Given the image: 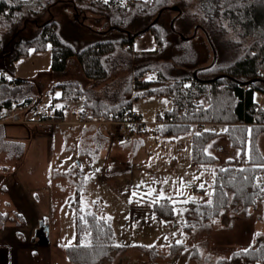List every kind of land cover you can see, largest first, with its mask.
Listing matches in <instances>:
<instances>
[{
  "label": "rangeland",
  "instance_id": "obj_1",
  "mask_svg": "<svg viewBox=\"0 0 264 264\" xmlns=\"http://www.w3.org/2000/svg\"><path fill=\"white\" fill-rule=\"evenodd\" d=\"M170 3V6L178 5L186 15L195 12L192 0H171ZM72 6L67 0L58 1L51 6L50 11L39 16L37 22L29 20L24 24L12 39L36 33L39 25L49 17L57 21L59 38L65 44L77 48L92 41L119 36V29L110 27L102 14L86 11L77 16ZM176 12L171 7L163 12V24L173 25L174 30H170L166 42L160 44L161 49L156 50L155 45L158 43L150 31L135 35L132 49L154 51L143 59L156 63L170 61L174 67L187 71L212 63L215 47L200 26L198 16H195L194 25L188 28L189 31H183L179 29L180 21H173ZM220 24L224 26L220 40L229 43L232 34L224 23ZM193 26H197L195 31ZM138 28L135 26L130 30L134 33ZM54 48L58 47L48 42L42 52L30 49L26 57L15 62L13 74L5 71L9 78H23L33 86L31 104L24 108L14 104L6 112L8 114L10 109L13 111L9 114V121L24 120L32 138L28 146L31 149L26 155H19L21 143L0 141V147H12L13 151L4 153L3 160L10 165L1 171L0 183L10 176L8 173L13 172L12 178L4 184L12 188L9 189L8 197L11 199L13 196L14 201L18 200L14 198L17 197L20 202L16 204L26 203L25 206L29 207V211L24 210L23 218L1 214L0 226H5L0 228V244L6 247L0 245V264H72L64 253L65 246L73 242L75 232V210L69 209L67 203L74 184L67 172L76 165L85 167L83 186L79 193L80 209L83 212H96L108 220L116 244L121 245L113 254L111 264H213L217 258H228L236 250L264 244L261 202L255 208H249L248 214H229L227 226L222 227L215 220L203 229L192 228L189 233L183 230L187 203L209 201L211 178L215 170L223 168L228 160L239 165L238 149L233 148L222 134L225 124L195 122L189 123V133L174 136L156 134L152 129L157 126L158 114L172 107V100L166 95H146L133 101L132 109L141 115L145 130L134 131L128 137L117 131L114 120L92 118L89 109L81 115L82 99L66 101L70 109L67 107L64 111V106L58 103L60 94L55 85L77 82L88 89L91 98L113 102L122 96L128 70L119 69L109 78L94 82L83 74L77 58L69 55L65 60V72L58 74L51 69ZM186 51L195 52V64L190 61L180 64L177 61V55ZM3 64L0 58V75ZM156 76L157 71L153 70L148 71L143 78L155 79ZM254 98L264 107L260 92H255ZM39 109L43 112L35 118L33 114L40 113ZM40 120L42 123H37ZM201 129L218 133L206 145V151L217 159L214 164L196 165L191 162V135ZM259 135L258 143L264 155V130ZM81 150H85L84 153ZM12 162L17 166L12 167ZM13 180L16 187L11 184ZM193 186L202 188L203 192H197ZM35 191L37 194L31 196ZM3 195L0 191V197ZM162 200L170 201L173 220L160 221L152 211L153 204ZM191 219L195 217L192 215ZM41 220L48 226L46 239L45 235H37L41 231ZM9 225L17 226L20 232L25 233L22 238L34 237V245L29 249L9 248L18 245L14 243V233H10L14 229ZM172 242L182 243L183 249L171 252L168 244ZM152 245L156 246L154 254L149 249ZM194 250L198 256L193 254ZM246 260L242 259L240 264Z\"/></svg>",
  "mask_w": 264,
  "mask_h": 264
},
{
  "label": "trees",
  "instance_id": "obj_2",
  "mask_svg": "<svg viewBox=\"0 0 264 264\" xmlns=\"http://www.w3.org/2000/svg\"><path fill=\"white\" fill-rule=\"evenodd\" d=\"M58 1L65 0H0V58L4 63L0 75V110L14 104L31 103L33 86L23 78H9L5 71L13 74L19 58L26 57L30 49L44 51L48 42L58 47L53 50L51 62L55 73L65 72V60L69 55L77 58L83 74L94 82L109 78L119 69H127L122 96L113 102L91 98L88 89L72 81L55 85L60 89L59 100L82 99L81 115L89 109L92 118L117 121L132 110L133 101L139 97L166 95L171 98L172 107L157 116L158 123L152 131L159 135L189 133V123L225 124L222 134L238 149L239 165L228 160L223 168L215 170L209 201L187 203L183 230L189 233L192 228L203 229L216 221L222 227L227 226L229 214H248L249 208H255L258 202L262 203L260 218L264 221V156L258 147V135L264 130V107L254 98L255 92L264 94V0H192L195 11L192 15H186L174 5L180 10L176 9L173 18V21H180L179 29L189 31L198 16L200 26L218 54L212 64L196 67L195 74L193 70L174 67L170 61L156 63L143 59L154 51H135L131 47L134 36L145 31H150L158 44L166 42L168 33L174 30L173 25L163 24V12L170 8L171 0H67L72 3L75 15L97 12L106 17L110 27L119 29L116 38L92 41L81 48L67 45L59 38L57 21L53 17L39 25L36 33L12 39L24 24L29 20L37 22L38 17L50 11ZM157 15V20L150 24ZM220 23L232 34L229 43L220 40L224 33ZM135 26L139 28L133 33L130 29ZM177 61L195 64L196 54L186 51L177 55ZM153 70L157 71L155 79L143 78ZM144 130L140 128L136 132ZM217 135L206 129L192 133L193 164L216 162V157L206 152L205 147ZM84 170L85 167L76 165L67 172L74 184L67 203L69 209L75 210V232L73 242L65 246L64 253L72 264H111L113 254L121 248L115 242L111 224L98 213L83 212L79 207ZM193 188L203 192L202 188ZM152 211L160 221L174 218L168 200L155 202ZM192 215L195 219H191ZM183 246L180 242H172L168 249L175 252ZM18 247L21 248L18 245L10 248ZM149 249L153 254L156 252L155 245ZM193 254L198 256L195 250ZM244 258L264 264V244L236 250L228 258H217L213 264H240Z\"/></svg>",
  "mask_w": 264,
  "mask_h": 264
},
{
  "label": "crops",
  "instance_id": "obj_3",
  "mask_svg": "<svg viewBox=\"0 0 264 264\" xmlns=\"http://www.w3.org/2000/svg\"><path fill=\"white\" fill-rule=\"evenodd\" d=\"M11 77H13V76H11ZM56 89H59L58 87H56ZM56 91H58V90H56ZM59 94H60V89H59ZM260 96H261V94H260ZM261 99H263L264 100V98H262L261 97ZM59 100V99H58ZM66 101H70V100H63V101H60L59 100V102L58 103H60V104H62V106H64V111L67 109V107H68V109H70V104L69 103H67ZM76 101H78V100H75L74 102H76ZM31 103H32V101H31ZM31 103H29V104H31ZM26 105H28V104H26ZM26 105H20V106H18L19 108H24ZM12 109V108H11ZM10 109V112L12 111ZM49 109H51V108H49ZM49 109H47V110H49ZM7 110H9V109H1L0 110V141H3V142H7V141H14V142H18V143H21V150H19L20 152H19V155H22V153L24 154V155H26L27 154V151L29 150L30 151V147L28 148V146H29V141H31V138H32V135H29V132L27 131V130H29L28 129V127L25 125V122H24V120H20V119H18V120H16V121H12V120H7V119H9L10 117V112L7 114L6 112H7ZM68 111V110H67ZM69 111H74V110H69ZM68 111V112H69ZM38 112H40V109H39V111ZM43 112V111H42ZM42 112H40V113H38V114H33V115H35V118L38 116V117H40L41 116V114H42ZM12 113H13V111H12ZM48 114H49V112H48ZM70 114V113H69ZM46 121H48L47 119H45ZM43 121V120H42ZM43 122H45V121H43ZM66 122V121H65ZM64 122V123H65ZM37 123H42L41 122V120L40 121H38ZM51 133V132H50ZM31 134H33L32 132H31ZM261 134V133H260ZM27 136H29L30 137V139L28 140V139H26V137ZM51 136V134L49 135V137ZM260 136V135H259ZM259 139V138H258ZM258 147H259V143H258ZM12 148V147H11ZM11 148H7V149H5V147H0V175H2V173H1V171L4 169H7V166H9L10 164H8L7 165V163H5L4 162V160H3V156H4V153L6 152L7 154L8 153H10V151H12L11 150ZM205 149H206V147H205ZM259 149H260V147H259ZM261 151V150H260ZM13 152V151H12ZM207 152V151H206ZM262 153V152H261ZM210 154V153H209ZM18 155V156H19ZM213 155V154H212ZM262 155H263V153H262ZM214 156V155H213ZM237 156H238V154H237ZM264 156V155H263ZM237 159H238V157H237ZM217 160V159H216ZM11 165H14V166H12V167H16L17 165H16V163H14V162H12V164ZM16 165V166H15ZM15 169V168H14ZM13 173V172H12ZM11 173V174H12ZM11 174L10 173H8L7 175H10V176H8L7 178H5L3 181L1 180V183H0V191L4 194L3 196H1L0 197V217H1V214H4L5 215V217H15V218H19V217H21V218H23V217H25V215H24V210H27V211H29V207H28V205H27V207L25 206V204L26 203H24V204H22V203H20V204H16V202H20V201H18L19 200V198H17V197H14L15 199H18L17 201H14L13 199H12V197H11V199L8 197V192H10L9 191V189L11 190L12 188H7L4 184H5V181L7 180V179H10V178H12V176H11ZM16 179H18V180H20L19 178H17V177H15ZM11 184H13L14 185V187H16V182H15V180H13L12 181V183ZM14 189V188H13ZM15 190V189H14ZM6 191V192H5ZM46 193L48 194V189H47V187H46ZM37 194V192L35 191V192H32L31 193V196L32 195H36ZM29 199H31V197L29 198ZM34 199V201H36V198L34 197L33 198ZM32 201V200H31ZM33 202V201H32ZM6 204H8V205H6ZM25 206V207H24ZM5 226V225H4ZM4 226H0V228H3ZM12 229H14V231L13 230H11L10 231V233H14L13 235H15V241H14V243L15 244H18V246H20L21 247V249H24V248H26V249H29L30 248V246H32V245H34V243H35V238L34 237H27V238H22L21 236H23L24 237V235H25V233H22V232H20V230H18V228H17V226H20V224H17V226L16 227H14V225H9ZM6 227H7V225H6ZM27 234V233H26ZM31 238V239H30ZM31 240V241H30ZM1 245V244H0ZM2 247H6L5 245H1ZM10 248V247H9Z\"/></svg>",
  "mask_w": 264,
  "mask_h": 264
},
{
  "label": "built area",
  "instance_id": "obj_4",
  "mask_svg": "<svg viewBox=\"0 0 264 264\" xmlns=\"http://www.w3.org/2000/svg\"><path fill=\"white\" fill-rule=\"evenodd\" d=\"M157 50L161 49L160 44L155 45ZM264 98V94H261ZM116 122L117 131L124 137H128L134 131L143 128L144 123L141 121V115L135 112L133 109L123 115V117ZM198 127V126H197ZM244 264H255L253 261L246 260Z\"/></svg>",
  "mask_w": 264,
  "mask_h": 264
},
{
  "label": "water",
  "instance_id": "obj_5",
  "mask_svg": "<svg viewBox=\"0 0 264 264\" xmlns=\"http://www.w3.org/2000/svg\"><path fill=\"white\" fill-rule=\"evenodd\" d=\"M170 7H171V9H178V8H176V6H174V5H173V6H170ZM160 12H161V11L158 12V15L160 14ZM178 12H180L179 9H178ZM158 15L153 19V21H152L150 24H152L153 22H155V21L157 20ZM148 27H149V25H148L147 27H145L144 29H142V30L145 31L146 29H148ZM196 28H197V26L194 27V31L196 30ZM212 47H213V46H212ZM213 53H214V58H213L212 63L214 62V60H215V56H216V52H215V49H214V48H213ZM212 63H210V64H212ZM196 70H197V69H195V70L193 71L194 74L196 73ZM208 80H210V79H208ZM39 227L41 228L40 233L38 234L37 229H36L35 232H37V235H38L39 237H40L41 235H45V236H46L45 239H46V238H47V233H48V226L45 225V224L43 223V221L41 220L40 223H39Z\"/></svg>",
  "mask_w": 264,
  "mask_h": 264
}]
</instances>
